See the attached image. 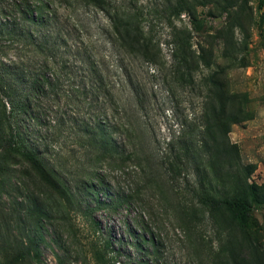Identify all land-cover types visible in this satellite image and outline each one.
Returning <instances> with one entry per match:
<instances>
[{"label":"trees","instance_id":"1","mask_svg":"<svg viewBox=\"0 0 264 264\" xmlns=\"http://www.w3.org/2000/svg\"><path fill=\"white\" fill-rule=\"evenodd\" d=\"M134 1H12L8 9L12 22L0 23V148L19 157L60 195L63 190L69 200L72 193L51 173H97L101 165L121 168L132 163L142 176V187L116 193L97 206L109 213L127 211L154 188L169 184L167 212L186 226L192 245L199 247L195 226L201 223L199 217L205 221V216L209 220L226 215L234 226L246 228L252 204H264L260 187L248 183L254 167L240 163L236 146L226 148L218 142L220 134L226 136L232 125L251 115L245 108L238 114L226 113L222 105L218 109L216 80L212 75L200 80L195 76L200 66L209 64L203 50L192 49L186 27H171L165 42L171 47L166 67L160 43L144 30L143 12ZM158 1L169 26L170 19L178 20L182 14L192 23L195 7L202 5L197 0ZM108 51L116 53L112 67L105 61ZM122 57L153 66L168 91L208 90L200 116L177 121L178 129L163 151L156 150L137 116L146 101L132 69L117 63ZM121 77L128 86L124 102ZM61 101L72 111L53 121L50 139L40 132L52 110L48 102ZM126 227L129 241L136 230L140 233L132 238L134 250L145 251L152 260L160 258L162 240L148 222L138 216ZM111 245L108 241L101 250L95 249L98 264H119L109 251ZM39 256L34 243L32 254L21 255L18 261L38 262Z\"/></svg>","mask_w":264,"mask_h":264},{"label":"rangeland","instance_id":"2","mask_svg":"<svg viewBox=\"0 0 264 264\" xmlns=\"http://www.w3.org/2000/svg\"><path fill=\"white\" fill-rule=\"evenodd\" d=\"M12 1L0 0V23L12 22L8 10ZM197 1L202 5L195 7L192 23L182 14L178 20L170 19L171 26L160 13L158 0H135L134 4L143 12L144 30L159 41L166 67L171 47L165 42L171 27H186L192 49L203 50L209 64L200 66L195 76L200 80L212 75L216 80L218 109L222 105L226 113L238 114L245 108L251 115L250 120L232 125L226 136L220 134L218 142L226 148L236 146L240 163L254 167L248 183L260 187L264 194V0ZM113 54L108 51L105 58L110 67L115 61ZM122 60L117 63L132 69L140 96L146 101L137 116L157 144L156 150L163 151L164 143L178 129L177 121L200 116V103L208 90L199 93L173 87L168 91L153 66L127 57ZM163 71L167 73L166 68ZM121 80L124 102L128 86L126 77ZM48 104L52 110L40 132L51 139L53 121L72 109L63 101ZM100 169L97 173H51L70 190L73 197L69 200L63 190L60 195L19 157L0 148V264H98L95 249L101 250L108 241L119 264H264V204H252L246 228L234 226L226 215L209 220L205 216V221L199 217L201 223L195 226L201 240L200 246L194 247L186 226L167 212L169 184L154 188L127 211L109 213L98 203L116 193L141 188L142 176L132 163L121 168L105 164ZM165 197L168 200H163ZM138 216L162 240L158 260L134 250L132 238L140 236L137 230L132 241L127 237L126 226ZM34 243L39 261H18L21 255L32 254Z\"/></svg>","mask_w":264,"mask_h":264}]
</instances>
